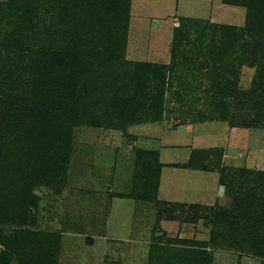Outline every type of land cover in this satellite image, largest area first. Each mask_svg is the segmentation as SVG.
<instances>
[{"label": "rangeland", "instance_id": "374dc122", "mask_svg": "<svg viewBox=\"0 0 264 264\" xmlns=\"http://www.w3.org/2000/svg\"><path fill=\"white\" fill-rule=\"evenodd\" d=\"M149 1L131 0L124 61L115 67L117 80H112L123 86V94L134 93L129 79L135 63L167 66L159 132L193 130L202 124L203 129L213 127L211 142L196 148L211 150V156L215 149L223 150L219 166L228 170L226 179L233 182L231 196L219 183L218 172H213L217 183L206 192L211 182L197 171L192 173L194 181L188 179L196 188L203 187L195 204L180 195V201L176 197L164 201L159 189L156 200L161 204L139 199L142 195L135 196L133 190L142 168L136 165L135 150L158 149L151 151L163 157L166 152L160 144L151 142L144 125L128 127L126 132L80 126L67 144L61 176L54 178V184L35 186L37 201L27 211L25 224H12L11 215L5 223L0 221L2 235H33L29 241L36 243L35 264H264V185L258 176L264 173V130L232 128L220 120L223 113L216 107L224 101L230 103L227 116L235 112L226 83L248 92L264 82V24L260 30L254 26L247 31L246 7L201 0L208 16L183 18L187 21L178 29L179 21L170 13L154 18L156 10L149 6L160 0ZM69 9H75L73 2L69 1ZM155 19L162 21L159 32ZM150 83L145 92L158 97L161 88ZM241 114L253 116L248 109ZM159 132L152 140H160ZM161 137L163 142L167 135ZM213 142L216 145H210ZM179 151L177 158L176 152L167 153L184 169L191 154L186 157L184 150ZM163 160L168 162L160 163ZM167 166L171 168L160 170L158 188L165 183L176 192L192 187L184 185V179L172 183L173 175L183 171ZM231 189L238 202L234 203ZM8 208L16 211L18 206ZM236 214L239 221L233 217ZM47 247L51 251H45ZM43 253L46 262L40 257ZM10 264H17L15 258Z\"/></svg>", "mask_w": 264, "mask_h": 264}, {"label": "trees", "instance_id": "16d2710c", "mask_svg": "<svg viewBox=\"0 0 264 264\" xmlns=\"http://www.w3.org/2000/svg\"><path fill=\"white\" fill-rule=\"evenodd\" d=\"M69 1L74 3L75 9H69ZM130 3L131 0L0 2L2 223L13 215L9 222L25 224L27 211L37 201L33 188L54 184V178L63 173L65 167L62 160L75 128L106 126L126 132L128 127L160 121L164 104L161 92L168 73L167 66L135 63L129 79L134 93L123 94V86L112 80H117L115 67L124 61ZM221 3L246 7L247 31L253 30L254 26L258 30L263 27L264 0H221ZM254 7L256 10H253ZM183 18H176L178 29L182 28L183 21H187ZM153 81L158 89L161 88L158 97L145 92L151 88L149 82ZM259 84L255 89L243 92L238 91L235 84L226 83L235 112L227 116L230 103L219 101L216 107L223 113L220 120L228 121L232 128L264 130V82ZM247 109L253 114H249L251 117L248 119L241 114ZM237 121L240 122L236 124ZM135 151L136 165L142 168L135 176V196L140 193L142 196L139 199L159 204L156 195L162 165L158 153L143 149ZM210 152L207 149L192 151L184 167L201 172H218L219 183L230 195L233 182L226 179L228 170L219 166L223 150L215 149L212 152L214 156ZM258 176L264 185V173ZM232 198L234 203L239 200L236 192ZM14 205L18 206L16 211L8 208ZM233 217L236 221L239 219L238 214ZM18 233L4 238L0 229V264H10L14 258L17 264L36 263V243L29 241L33 240V235ZM49 250L47 247L45 251ZM46 255L43 253L40 256L45 262Z\"/></svg>", "mask_w": 264, "mask_h": 264}, {"label": "crops", "instance_id": "0c3cea01", "mask_svg": "<svg viewBox=\"0 0 264 264\" xmlns=\"http://www.w3.org/2000/svg\"><path fill=\"white\" fill-rule=\"evenodd\" d=\"M148 3L150 4V1L147 0ZM202 4L203 2H201V0H160L156 5L154 3H152V6L150 8L149 6V9H151L152 11L153 10H156V12L154 11L155 15H154V18H160L161 15L165 14L167 15V13H170L171 15H173V17H184V18H195V17H201V16H208L207 14H205L204 12V9H202ZM227 6V5H226ZM162 10L163 12H160L159 10ZM163 13V14H162ZM156 20V19H155ZM157 24L159 23V27H157V31H161L163 26H162V21L159 19V20H156ZM204 125V124H202ZM202 125H199V126H195V128L192 130V129H186V130H183L181 128H179L177 131H162V132H159L160 128H162V126L158 125L157 123H154V124H147V125H144L143 128H145L146 132L151 134V142H158L160 145H159V148L162 150V151H165L166 153L163 154V157L161 155V153L159 152V161L161 159H167L168 160V164L167 163H164L165 160L161 161V163L166 167H163V170L166 169V168H171L167 165H172V169L174 170H178L180 169L181 167L178 166V164H182L179 163L178 161H174V157L170 154L167 153L168 150L170 151H173V152H176V157L177 158V155L181 154L179 150H184V152H186V157L189 155V153L191 154V149L192 150H198V149H205V148H196V144H201V143H204V142H208L212 139H210V135L209 134H212V130L213 127H207L205 126L206 128L208 129H203ZM216 127V126H215ZM214 127V128H215ZM217 129V127H216ZM218 130V129H217ZM219 131V130H218ZM159 132L157 135H159L158 137H160V140H152L154 138V135ZM179 133V134H178ZM243 135L241 132H239L237 135ZM162 135H167V138L165 141L162 142ZM140 141V139H138ZM210 144V143H209ZM210 145L214 146L216 145V142H213L211 143ZM165 146H167L168 148H165ZM172 147V148H170ZM227 150V148H225ZM145 150H149V149H145ZM151 150H154L151 148ZM158 149H155L154 151H157ZM225 150V151H226ZM189 151V152H188ZM224 151V152H225ZM189 160V159H188ZM174 161V162H173ZM170 162V163H169ZM179 167V168H177ZM184 167V166H183ZM186 168V167H185ZM182 169L181 170L183 171V173L181 175H173V179H172V183H176L178 181V178L179 179H184L185 180V184L184 185H189L191 184V188L189 189H185L184 187H182V191L181 192H176L175 190L172 191L170 189V186L168 187V184L165 183V186L164 185H160V188L159 189V195L161 194L163 197H165L164 201H170L171 197H176V200H179L177 199V197L180 195V198L185 200V199H188L189 200H193L195 202H193V204L197 203V197H200L202 195H200L201 191H202V188L201 187H198L196 188L195 186V183L192 184L191 182L188 181L189 180H193L194 181V172H197L195 170H191V169ZM186 171V172H184ZM199 173H205V179L206 181L208 182H211V186H209L208 189H206L205 191H210L211 192V188L215 186V184L217 183V176L215 175V173L213 172H201V171H198ZM193 177V178H192ZM171 183V182H169ZM173 185V184H171ZM207 185V182L206 184ZM160 195V196H161ZM182 195V197H181ZM207 194H205L206 196ZM168 197V198H167ZM201 198V197H200ZM170 199V200H168ZM180 201V200H179ZM188 201V200H186ZM184 203V201H183ZM188 203H191V202H188Z\"/></svg>", "mask_w": 264, "mask_h": 264}]
</instances>
